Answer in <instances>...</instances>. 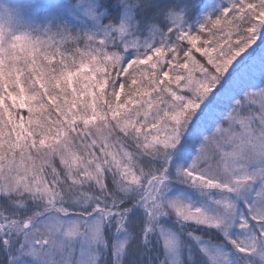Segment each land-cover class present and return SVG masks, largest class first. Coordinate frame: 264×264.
Listing matches in <instances>:
<instances>
[{"label": "snow or ice", "instance_id": "6c2138e0", "mask_svg": "<svg viewBox=\"0 0 264 264\" xmlns=\"http://www.w3.org/2000/svg\"><path fill=\"white\" fill-rule=\"evenodd\" d=\"M207 7L0 2V264H264V0Z\"/></svg>", "mask_w": 264, "mask_h": 264}, {"label": "rangeland", "instance_id": "374dc122", "mask_svg": "<svg viewBox=\"0 0 264 264\" xmlns=\"http://www.w3.org/2000/svg\"><path fill=\"white\" fill-rule=\"evenodd\" d=\"M0 2H21V0H0ZM226 2V0H205L204 4H207L208 7L205 10V13L203 15L211 14L213 12H218L220 7ZM192 27H197L198 25L194 21L192 24H190Z\"/></svg>", "mask_w": 264, "mask_h": 264}, {"label": "trees", "instance_id": "16d2710c", "mask_svg": "<svg viewBox=\"0 0 264 264\" xmlns=\"http://www.w3.org/2000/svg\"><path fill=\"white\" fill-rule=\"evenodd\" d=\"M202 3H205V0H201ZM194 21H191L190 24H192ZM199 55V54H197Z\"/></svg>", "mask_w": 264, "mask_h": 264}]
</instances>
